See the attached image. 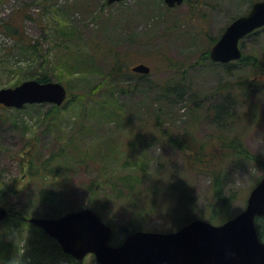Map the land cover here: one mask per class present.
Returning a JSON list of instances; mask_svg holds the SVG:
<instances>
[{"label": "rangeland", "instance_id": "obj_1", "mask_svg": "<svg viewBox=\"0 0 264 264\" xmlns=\"http://www.w3.org/2000/svg\"><path fill=\"white\" fill-rule=\"evenodd\" d=\"M105 1L56 0L55 3H50L48 0H36V2L34 0H4L0 3L1 19H9L14 10L18 7L22 8L23 5H26L28 12L36 17V19H27L24 27L30 36L42 42L46 50L48 62L44 63L43 67L37 68L38 70L45 68L52 80L59 81L66 86L67 90L70 89V94L68 92L70 99L67 96L62 104L63 107L51 114H45L49 110L48 103H39L42 105L40 107L38 105L31 106V108L1 110L0 206H5L2 203L8 202L7 209L12 207L13 215L0 221V264H8L11 260L15 264H38L33 259V252L36 254L33 247L35 248V245L42 242L39 237L43 238L44 234L37 226L23 219L28 216H44L42 213L50 210L46 208V205L51 206L44 205V203L38 204V184L29 182L22 175L15 157L24 141L34 134L37 135L40 144L48 149L60 146L71 135H74V147L83 153H91L90 158L84 157L88 163L86 167L78 166L77 170L72 172V190L65 197H61L63 206L68 205L72 199H74V205L88 206L87 197L90 194L88 184L96 177L97 168L102 161L100 156L107 152L108 148L116 146L124 150L126 157L134 158L132 161L139 162L145 157L148 169L141 182L142 187L147 183L146 178L149 174L160 172L159 170L165 167L179 174L180 182L188 193L186 207L189 209V211L184 209V214L175 211L179 218L198 216L201 214L199 211L204 210L208 202L211 191V178L208 174L198 169L197 171L189 170L185 159L170 144L144 142L142 138L135 136L138 132L147 133L152 128L140 124L138 119L147 120V118L154 117L158 120L159 116L167 120L164 126L170 128L173 126V133L182 132L189 122L188 111L190 106H193L191 104L194 102L193 97L191 102L189 98L179 102L175 95V101L171 102L173 104L168 105L167 103L166 108L165 103L154 98V89L144 85L141 77L129 71L121 77L124 83L130 82L133 88L120 94L121 101L128 105L127 111L119 112V108L116 107V113L121 114L125 121L121 126H117L115 122L106 125L95 121L96 118L104 120L103 114L98 117L97 114L90 112L91 109L87 111L79 107V103H75L72 97L77 94L79 96L80 93L97 84H103L109 72L107 70L111 64L109 60L115 53L124 56V63L129 66L145 61L151 67L148 77L155 79H163L168 74L174 73L171 68H177V66L172 65L171 67L162 63L163 58L170 57L173 61L182 62L186 66L184 71L188 69L187 76L189 77L186 81L191 82L198 105L202 108L201 114L198 113L200 118L194 135L198 141L205 139L209 133L215 131L213 112L207 110L209 105L219 99L213 90L221 81H231L243 76L246 68L234 62L232 66L227 67L226 63L200 59L208 48V39L202 35L206 33L212 36L218 35L233 18L248 11L249 1L202 0L203 3L200 6L206 17L201 16L202 12L193 21H188L184 25L182 16L188 10L186 3L169 9L161 0H123L104 5ZM150 6L155 8L153 13L158 20L155 28L152 26L153 23H146L147 15L149 17L151 14L148 12L151 11ZM105 17L109 18L105 21ZM114 25L115 29H113ZM200 29L203 30L202 34L199 33ZM55 31L57 33L53 36ZM64 36L71 38L68 42L70 45L65 48L60 45V39ZM243 42V53L255 54L258 61L264 63V28L245 36ZM12 43L11 38L0 34V88L14 86V82L19 78L15 72L16 67L27 66L17 50L12 49L11 56L7 58L5 46H10ZM91 48L102 49L97 50L94 55L87 54ZM5 59L6 64L2 63ZM146 59L154 60V64L160 61L158 67L156 68ZM250 87L249 97L240 100L245 102L243 108L254 105L255 120L248 119L249 125L236 127V131L241 132V137L250 152L264 155V82ZM106 95L103 89L94 93L93 98L104 100ZM44 114L46 117L43 121ZM50 115H52V122H49ZM128 119L131 120L130 123ZM58 122L60 125L57 124ZM80 123L86 125L82 127ZM139 125L144 127L141 131L137 128ZM223 168L225 190L228 193H236V199L230 207L235 214L244 208L245 198L261 171L259 167L242 162L235 164L231 161L224 162ZM119 175L116 173V176ZM12 183L21 190L17 195L9 191ZM137 188L140 190V201L147 204L145 188L144 192L141 191L142 188ZM3 189L7 191L6 194L1 191ZM115 193L117 196L121 195L116 190ZM66 197L67 199L63 201ZM174 198L167 195L165 201L162 200L161 203H171ZM115 200L105 203L104 207L100 206L97 210L118 231V228L129 219L130 212L127 211L129 209H125L127 208L125 205L120 206V198ZM161 214L159 211L148 213L145 226L152 228L169 225L172 220L164 215L166 212L163 213V217ZM56 263L74 264L66 259H59ZM95 263L97 264L92 255L86 256L82 261V264Z\"/></svg>", "mask_w": 264, "mask_h": 264}, {"label": "trees", "instance_id": "obj_2", "mask_svg": "<svg viewBox=\"0 0 264 264\" xmlns=\"http://www.w3.org/2000/svg\"><path fill=\"white\" fill-rule=\"evenodd\" d=\"M3 1L4 0H0V3ZM48 1L50 3L56 2V0ZM248 1L251 6L255 0ZM34 2H36V0H34ZM183 3H186L188 6L187 12L182 16V20L184 21L183 25L188 21H193L194 18L202 12L203 14L201 16L206 17L204 10L201 9L200 6V4L203 3L202 0H184ZM104 5H106V3ZM150 8L151 11L148 12H151V14L149 17L147 15L146 23H153L152 26L155 28V24L158 20L156 16L154 17L153 11L155 8L151 6ZM38 17L40 18V16ZM108 18L109 17H105L104 20L106 21ZM27 19H36V17L28 12L26 5H23L22 8H16L10 15L9 19L0 18V34L11 38L13 41L10 46H5V49H7V58L11 56L12 49L17 50L25 60V65H27L26 67L24 65L20 68L16 67L15 72L19 75V78L14 84L30 78H35L40 81L51 79L48 74L49 72L45 71V68L41 70H38L37 68L41 66L43 67L44 63L46 64L48 62L47 54L42 46V42L40 43L37 38H33L26 32L24 22ZM113 22L115 23L116 20L114 19ZM115 28L116 26L114 25L113 29ZM146 30L149 29L146 28ZM57 31L59 30L57 29ZM57 31L53 32V36ZM59 32H61V30ZM199 33L202 34L203 30L200 29ZM220 33L215 36L207 33L202 35V37L205 36L208 39V48L205 50L204 54L200 56V59L210 60L209 48L217 40ZM253 33L254 32L251 34ZM70 40V37L64 36L63 39H60V45L64 48L68 47V45H70L68 44ZM78 47H80V45ZM240 47L243 50V40L240 41ZM99 49L91 48L90 52L87 54L94 55ZM161 55L164 56L165 54ZM148 60L151 63L154 61L152 59H146V61ZM109 61H111L110 66L107 68L109 72L106 75L105 80H103V84H97L91 89L80 93L79 96L78 94L73 96V101L79 103V107H82L87 111L91 109L90 112L97 114L98 117L103 114L104 120L96 118L95 121L106 125L115 122L117 126H121L125 121L122 119L121 114L116 113V107L119 108V112L121 110L123 112L127 111L128 105H125V103L121 101L120 94L128 91L127 89L130 90L133 88V85L130 84V82L124 83L121 77L122 74H126L129 71L130 73L137 74L141 77L144 85L150 87V89H154V98L157 101L165 103L166 108L168 105L173 104L171 102L175 101L176 97L179 99V102L183 99L187 100L188 98L191 102L193 99L194 102L191 103L193 106H190L188 111L189 122L183 128L182 132L176 134L173 133V126L172 128L164 126V124L167 123V120L161 119L159 116L158 120L154 117L147 118V120H142L141 118L138 119L140 124H145L147 127L151 126L152 128L147 133L138 132V135L135 134V136L137 138H142L144 142L151 141L161 144H170L172 148L178 150L180 155L185 159V164H187L189 170L197 171L198 169L210 176L211 191L208 197V202L205 205V209L199 211L201 214L197 217L205 218L214 223H220L233 216L234 213L230 207L236 199V193H228L225 190L223 182V163L231 161L235 164H240V162H242L250 166L259 167L261 172L255 178L252 185L257 182L264 172V155L250 152L246 148L244 140L241 137V132L236 131V127L238 128L241 125H249L247 121L248 119L255 120V115H253L256 112L253 107L254 105H251V107L248 105L247 108H243L245 102L240 99H247L249 97L248 94L250 90L248 91V89L251 88V85H256L262 81L264 82V63L258 61V57L255 54L246 53H242V56L238 60L233 61L240 67H245L246 72L243 76H239L235 79H233V77V80L231 81L227 80L225 82H219L218 86L213 90L217 99H219L218 101L216 100L217 102L209 105L207 110L208 112H213L215 131L209 133L205 139L198 141L194 133L196 126L199 123L200 116H198V113L201 114L200 110H202V108L198 105L196 93L191 82L186 81L189 77L187 76L188 69L187 71H184L186 66L183 65L182 62L178 63L173 61L170 57L163 58V64H167L171 67L172 65L177 66V68H171L174 72L172 75L168 74L169 76L167 75L163 79H155L149 78V73L140 74L131 71L130 66L124 63V56L120 55V53H115ZM159 62L157 61L155 64L153 63L156 68L158 67ZM233 62L226 63L225 66L230 67L234 64ZM2 63L6 64V59ZM143 78L150 80H144ZM103 89H105V93H107L104 100L93 98L94 93L97 91L100 92V90ZM68 92L70 94V89ZM69 94L68 97L70 99ZM48 105L49 110L45 113L46 115L47 113L51 114V112H57L63 107L62 105L58 106L55 104ZM31 106L40 107L42 105L26 104L22 108H31ZM2 108L5 111L8 110V108ZM46 115L43 117V121L45 120ZM131 116L134 117L135 114H131ZM51 117L52 115L49 117V122H52ZM127 121L130 123L131 120L128 119ZM82 123L79 125L82 127L86 125L85 123ZM57 124L60 125L59 122ZM137 128L141 131L144 127L139 125ZM233 131H235V133H233ZM129 135L131 134L129 133ZM74 141V135H71L70 138L64 141L60 146L48 149L40 144L37 135L34 134L24 141L20 150L15 154L17 165L19 166V171L22 175L29 182H36L38 184V204L44 203V205L49 204L51 206L47 207L48 205H46V208H49L50 210L42 213L44 216H57L68 210L80 207V205H74V199H72V201L66 206L61 204V197H65L72 190V172L77 170L76 168L78 166L86 167L88 163H86L84 157L90 158L91 156V153L86 154L78 151V149L74 147ZM100 157L102 161L97 168L96 177L90 180L88 184V190L90 192L87 197L88 206L95 209L100 216L105 219L97 208L100 206L104 207L105 203L113 202L116 201V198H120V206L125 205L127 207L125 209H129L127 211L130 212L129 219L125 224L118 228V231L113 227L114 233L111 238V243L117 244L121 242L125 234L132 230L149 229L171 231L177 229L180 225L191 218L196 217L187 216L185 218H179V215L176 216L175 214V211L178 213L180 212V214H184L185 210L189 211L186 207L188 193L186 192L185 186L180 182L179 174L177 172L169 169L167 170L165 167L163 170H159L161 173L154 172L153 174H149L146 178L147 183L142 187L141 182L145 178V172L148 169V164L144 159L145 157L139 160V162L132 161L134 158L126 157L124 150H121L120 146L108 148L107 152L104 154L102 153ZM162 166L164 167L165 165ZM116 173H119L120 175L116 176ZM100 176L101 178H99ZM11 185L9 191L12 194L17 195L21 192L20 188L15 186L16 184L12 183ZM136 186L142 188L141 191L143 192L145 188L147 192L145 197L148 198L147 204L140 201V190ZM115 190L121 195L117 196ZM1 191L5 194L7 192L4 189ZM167 195L175 197L173 201L175 203H161L162 200L165 201ZM66 199L67 197L63 201ZM2 204L8 207V202H3ZM117 205L119 206V203H117ZM9 211L10 213L7 217L13 215L12 207L9 208ZM158 211L162 213V217L163 213L166 212L164 215L172 220L171 223L167 226L161 225V227L147 228L145 226L147 214L152 212L157 213ZM24 215L26 216L27 214ZM23 220L27 221L26 218ZM105 220L111 225L109 220ZM256 226L259 237L264 239V217L256 219ZM38 229L42 231L39 227ZM42 232L44 234L43 238L39 237L42 242L35 245V248L33 247V251L35 250L36 252V254L33 252V259L36 260L38 264H57L56 262L59 259H66L74 264H82L83 260L76 261L72 257L64 254L61 251L59 244L49 236L47 237L44 231ZM2 254L3 251L1 252V256ZM8 264L15 263L11 260Z\"/></svg>", "mask_w": 264, "mask_h": 264}, {"label": "water", "instance_id": "obj_3", "mask_svg": "<svg viewBox=\"0 0 264 264\" xmlns=\"http://www.w3.org/2000/svg\"><path fill=\"white\" fill-rule=\"evenodd\" d=\"M120 0H106L108 4ZM183 0H164L169 6ZM264 25V0L254 2L245 15L234 19L210 49L213 61L238 59V41ZM135 72L148 73L150 67L138 63ZM65 86L57 81L23 80L0 88V106L20 108L25 103L61 104ZM7 209L0 206V220ZM257 216H264V174L250 191L245 208L221 224L195 218L171 232L137 230L111 245L112 227L93 209L84 207L59 217L31 216L27 220L55 238L65 253L77 259L93 253L98 264H264V242L258 238Z\"/></svg>", "mask_w": 264, "mask_h": 264}, {"label": "bare ground", "instance_id": "obj_4", "mask_svg": "<svg viewBox=\"0 0 264 264\" xmlns=\"http://www.w3.org/2000/svg\"><path fill=\"white\" fill-rule=\"evenodd\" d=\"M106 2V1H105ZM107 4V3H106ZM143 63H146L145 61H142Z\"/></svg>", "mask_w": 264, "mask_h": 264}]
</instances>
